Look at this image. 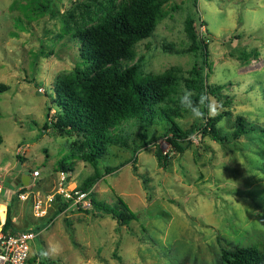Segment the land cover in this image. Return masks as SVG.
Listing matches in <instances>:
<instances>
[{
  "label": "rangeland",
  "instance_id": "obj_1",
  "mask_svg": "<svg viewBox=\"0 0 264 264\" xmlns=\"http://www.w3.org/2000/svg\"><path fill=\"white\" fill-rule=\"evenodd\" d=\"M154 1L153 30L116 65L137 62L141 76L172 70L170 95L156 107L182 129L204 122L179 103L191 68L202 66L205 81L219 84L223 94L208 96L230 111L217 121L226 139L194 130L189 146L179 151L166 138L163 115L146 127L135 116L122 120L123 142L107 146L97 161L101 176L89 188L96 200L118 205L121 197L127 203L136 218L120 223L96 207L69 202L60 208L57 195L37 218L17 191L46 198L61 176L66 187L78 188L93 172L79 150L69 156L81 135L43 125L59 110L51 100L57 76L86 68L74 33L131 0H0V81L8 85L0 93V203L11 202L12 228L38 229L25 264H223L222 247L264 249V0ZM187 18L206 42L207 65L202 44L192 46ZM237 116L252 128L234 138ZM158 148L167 155L165 167ZM18 154L24 160L15 169ZM60 159L68 170L58 166ZM24 170L31 174L27 184L18 180ZM50 246L59 254H38Z\"/></svg>",
  "mask_w": 264,
  "mask_h": 264
},
{
  "label": "trees",
  "instance_id": "obj_2",
  "mask_svg": "<svg viewBox=\"0 0 264 264\" xmlns=\"http://www.w3.org/2000/svg\"><path fill=\"white\" fill-rule=\"evenodd\" d=\"M157 10L154 0H131L128 5L120 6L101 21L74 33L79 39V51L83 61L86 62V68L57 76L55 95L51 100H55L59 110L53 114V117L45 120L43 128H51L59 133L81 135L82 138L75 143L76 147L71 146L73 149L69 156L79 150L85 159L93 164L94 170L83 179L79 189L89 190L95 180L101 176L97 161L106 153L109 144L123 142L118 132V124L127 117H137L146 127L155 116L163 115L169 121L167 127L169 134L166 138L169 144L179 151L189 146L192 141L189 135L194 130L208 134L212 139L220 141L226 139L219 134L217 121L230 112L228 109L222 110L214 118H209L207 109L204 108L202 110L205 113V120L202 125L196 127L193 124L182 129L173 121L170 113L156 107L170 95L176 78L172 70L141 76L137 62L125 68L116 65L120 58L131 53L137 40L151 33ZM186 30L193 47L198 48L202 44V62L207 65L206 42L197 35L191 18L186 19ZM191 73L192 76L186 78V84L189 89L194 90V100H198L199 95L203 93L223 96L219 91L221 87L219 84L205 81L206 74L202 75V66L194 65ZM7 88L8 85L0 81V93ZM251 128L246 125L242 116H237L234 138ZM17 157L21 162L24 160L21 154ZM157 157L159 164L165 167L166 153L158 148ZM58 166L63 170L70 168V164H66L64 159L58 161ZM132 166L135 169L134 163ZM111 168L113 166H105L106 171ZM57 198L61 200L60 208L66 207L71 202L61 199L58 195ZM91 202L92 207L111 213L120 223H127L131 218H136L133 210L121 197L118 199V205L96 200L92 196ZM10 209L9 201L6 228L12 226ZM220 258L223 264H264V249L253 244H236L232 248L222 247Z\"/></svg>",
  "mask_w": 264,
  "mask_h": 264
},
{
  "label": "built area",
  "instance_id": "obj_3",
  "mask_svg": "<svg viewBox=\"0 0 264 264\" xmlns=\"http://www.w3.org/2000/svg\"><path fill=\"white\" fill-rule=\"evenodd\" d=\"M36 174H38V171L34 169L32 175L35 176ZM64 178V176H61L54 191L48 193L46 198H42L40 194L35 195L31 191L21 190L22 187L17 191V196L20 200H30L32 214L37 218L48 213V206L55 195L82 207H92L90 190L68 188L64 185ZM2 191L3 186L0 184V197ZM4 206L5 214L3 218L0 213V264H25L29 257L30 240L38 235V230L33 227L12 228V226H9L6 228L7 206ZM48 221L51 222L52 219Z\"/></svg>",
  "mask_w": 264,
  "mask_h": 264
},
{
  "label": "clouds",
  "instance_id": "obj_4",
  "mask_svg": "<svg viewBox=\"0 0 264 264\" xmlns=\"http://www.w3.org/2000/svg\"><path fill=\"white\" fill-rule=\"evenodd\" d=\"M195 93L187 88L183 89L182 95L179 98V103L182 108L190 111L191 116L194 120H205V113L202 109L206 108L208 117L214 118L220 114L222 111V104L216 101L214 98L209 97L206 93L200 94L198 100H194ZM224 120L218 122V126H224ZM59 254V249L54 246H50V248L46 251H42L40 253L41 256L47 258L50 255L55 256Z\"/></svg>",
  "mask_w": 264,
  "mask_h": 264
},
{
  "label": "water",
  "instance_id": "obj_5",
  "mask_svg": "<svg viewBox=\"0 0 264 264\" xmlns=\"http://www.w3.org/2000/svg\"><path fill=\"white\" fill-rule=\"evenodd\" d=\"M21 167H22V162L19 159L15 165V169H19ZM29 177H30L29 171L24 170L21 176L18 178V180H20L23 184H27L29 182Z\"/></svg>",
  "mask_w": 264,
  "mask_h": 264
},
{
  "label": "bare ground",
  "instance_id": "obj_6",
  "mask_svg": "<svg viewBox=\"0 0 264 264\" xmlns=\"http://www.w3.org/2000/svg\"><path fill=\"white\" fill-rule=\"evenodd\" d=\"M0 213H1V217H4L5 214V206L3 204H0Z\"/></svg>",
  "mask_w": 264,
  "mask_h": 264
},
{
  "label": "crops",
  "instance_id": "obj_7",
  "mask_svg": "<svg viewBox=\"0 0 264 264\" xmlns=\"http://www.w3.org/2000/svg\"><path fill=\"white\" fill-rule=\"evenodd\" d=\"M0 204H3V203H0ZM4 205V204H3ZM11 220H12V217H11ZM12 225H13V222H12ZM24 228V227H23Z\"/></svg>",
  "mask_w": 264,
  "mask_h": 264
}]
</instances>
